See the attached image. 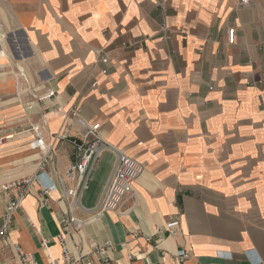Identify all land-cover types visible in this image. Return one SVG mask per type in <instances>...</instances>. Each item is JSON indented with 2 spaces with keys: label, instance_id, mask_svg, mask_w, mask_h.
I'll use <instances>...</instances> for the list:
<instances>
[{
  "label": "crops",
  "instance_id": "obj_1",
  "mask_svg": "<svg viewBox=\"0 0 264 264\" xmlns=\"http://www.w3.org/2000/svg\"><path fill=\"white\" fill-rule=\"evenodd\" d=\"M47 90L57 96L33 98ZM73 112L110 146L74 212L86 224L68 238L112 245L92 264H253L252 252L264 264V0H0V186L36 172L29 124L53 142ZM80 134L73 120L69 136ZM117 151L145 171L119 213L95 219ZM73 154L56 146L57 187L47 205L32 188L0 261L14 264L18 244L47 264L42 240L60 255L69 202L57 175ZM10 198L0 192V211ZM173 222L174 236L157 234Z\"/></svg>",
  "mask_w": 264,
  "mask_h": 264
},
{
  "label": "built area",
  "instance_id": "obj_2",
  "mask_svg": "<svg viewBox=\"0 0 264 264\" xmlns=\"http://www.w3.org/2000/svg\"><path fill=\"white\" fill-rule=\"evenodd\" d=\"M253 0H239L240 6L247 7L251 5ZM235 30H229V43H234ZM103 64L109 63V58L104 56L101 59ZM107 75L106 70L103 71ZM56 92L47 90L41 96H33L38 102L55 98ZM35 102L27 104L29 110L33 109ZM76 120L80 127V137L71 138L69 136V128L71 122ZM29 131L33 136L30 143L32 151L39 156L36 172L33 175L24 176L10 180L0 186V192L11 198L5 203L4 209L0 211V243L7 240L13 228L17 212L22 208V203L30 195L32 188L38 185L40 192V201L47 205L50 199V194L56 189V185L52 183L47 173V168L52 162V154L56 150V146L61 142L68 141L74 148L73 163L71 167L63 173H58V183L64 192V198L69 202L68 210L62 212L60 217V234L56 240L61 248L59 256H55L51 249L47 246L46 240H42V248L45 252L47 264H92L94 262L109 261L107 250L112 247L106 243L104 246L93 244L88 251L79 244L69 245L68 238L73 235V232H81L86 224L85 220H80L74 216L77 209H81V199L84 193L90 188L91 176L95 171L96 164L102 155L110 148L109 144L103 139L100 134L101 125L98 123L89 124L78 112L71 113L70 119L66 122L61 133H59L53 142L46 139L44 125L39 123L29 124ZM5 143V138L0 137V147ZM145 167L138 160L128 156L124 152L117 151L116 161L108 180L103 196L92 211V216L98 219L102 215L115 212L119 213L121 207L129 196L135 195L134 186L136 181L143 175ZM74 181L73 187H68L67 182ZM180 222L166 224L157 229V234H166L174 236L179 228ZM140 231H137V236ZM147 240H152V236L147 237ZM15 262L14 264H38L32 254L26 253L23 248L15 244ZM255 260L253 264H263L262 260L255 252H252ZM183 262L188 260L189 254L186 251L177 253ZM0 264H5L0 261Z\"/></svg>",
  "mask_w": 264,
  "mask_h": 264
}]
</instances>
